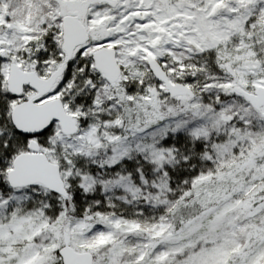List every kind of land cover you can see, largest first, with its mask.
I'll return each mask as SVG.
<instances>
[{
    "label": "snow or ice",
    "instance_id": "snow-or-ice-1",
    "mask_svg": "<svg viewBox=\"0 0 264 264\" xmlns=\"http://www.w3.org/2000/svg\"><path fill=\"white\" fill-rule=\"evenodd\" d=\"M0 264H264V0H0Z\"/></svg>",
    "mask_w": 264,
    "mask_h": 264
}]
</instances>
